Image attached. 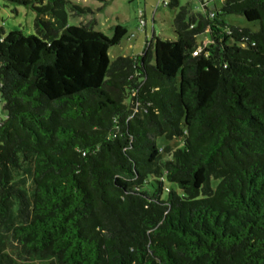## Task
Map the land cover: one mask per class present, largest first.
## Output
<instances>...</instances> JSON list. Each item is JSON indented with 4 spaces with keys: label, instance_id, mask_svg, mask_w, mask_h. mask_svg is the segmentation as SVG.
Here are the masks:
<instances>
[{
    "label": "trees",
    "instance_id": "16d2710c",
    "mask_svg": "<svg viewBox=\"0 0 264 264\" xmlns=\"http://www.w3.org/2000/svg\"><path fill=\"white\" fill-rule=\"evenodd\" d=\"M8 1L36 15L0 27V264H264V0L187 3L175 40L112 61L124 26Z\"/></svg>",
    "mask_w": 264,
    "mask_h": 264
},
{
    "label": "rangeland",
    "instance_id": "374dc122",
    "mask_svg": "<svg viewBox=\"0 0 264 264\" xmlns=\"http://www.w3.org/2000/svg\"><path fill=\"white\" fill-rule=\"evenodd\" d=\"M162 0H71L67 5L68 24H88L94 29L101 30L107 36L112 35V28L120 24L127 29L126 35L118 45L111 46L108 50L110 61L118 56H136L143 52L146 43L150 42L153 35L163 39L175 40L172 20L179 11L180 6L189 4L193 12H203L200 0H178V6H169ZM217 8L222 2L216 0ZM212 2L209 3V6ZM145 12V30H138V12ZM35 11L29 7L16 4L8 0H0V27L6 33L12 30H21L24 34L35 33L34 18ZM228 24L258 29V24L247 21L243 16L236 14L224 15ZM195 22H190L189 27L193 28ZM132 34L133 37L131 36ZM198 45L197 52L203 51L211 44L209 31L199 33L195 36ZM4 101L0 94V120L6 116L3 107ZM181 138L165 139L158 138L161 145H170L173 149L181 146ZM165 154L164 158H170ZM28 264H49V259L33 257Z\"/></svg>",
    "mask_w": 264,
    "mask_h": 264
},
{
    "label": "built area",
    "instance_id": "2783aa9c",
    "mask_svg": "<svg viewBox=\"0 0 264 264\" xmlns=\"http://www.w3.org/2000/svg\"><path fill=\"white\" fill-rule=\"evenodd\" d=\"M209 1H212V0H200L202 7H204V5H205L204 3H208ZM161 2L163 4H165V5H168L169 0H162ZM210 15L214 16L215 12H211ZM138 20H139L138 30L139 31L145 30L146 18H145V12L143 10H139V12H138ZM133 35L134 34H132L131 36L133 37ZM196 53H198V52L196 51Z\"/></svg>",
    "mask_w": 264,
    "mask_h": 264
}]
</instances>
